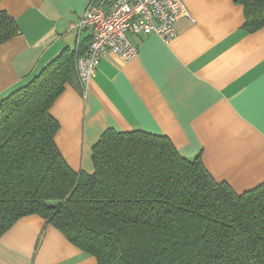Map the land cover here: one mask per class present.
<instances>
[{"label": "crops", "instance_id": "0c3cea01", "mask_svg": "<svg viewBox=\"0 0 264 264\" xmlns=\"http://www.w3.org/2000/svg\"><path fill=\"white\" fill-rule=\"evenodd\" d=\"M91 1L0 0V10L20 27L0 44V99L64 48H86L91 33L80 21ZM183 2L189 15L178 18L173 40L135 36L132 60L107 53L88 86L77 79L54 102L56 144L74 171L93 172V145L114 128L168 136L183 156L200 155L214 178L238 193L264 182V26L248 29L244 7L234 0ZM0 264L97 260L32 214L0 237Z\"/></svg>", "mask_w": 264, "mask_h": 264}, {"label": "trees", "instance_id": "16d2710c", "mask_svg": "<svg viewBox=\"0 0 264 264\" xmlns=\"http://www.w3.org/2000/svg\"><path fill=\"white\" fill-rule=\"evenodd\" d=\"M248 29L264 26V0H234ZM20 33L0 10V44ZM64 48L0 99V237L38 214L97 264H264V182L242 193L201 156H183L164 134L109 128L93 145L91 173L74 171L51 114L76 57Z\"/></svg>", "mask_w": 264, "mask_h": 264}, {"label": "built area", "instance_id": "2783aa9c", "mask_svg": "<svg viewBox=\"0 0 264 264\" xmlns=\"http://www.w3.org/2000/svg\"><path fill=\"white\" fill-rule=\"evenodd\" d=\"M182 15H189L183 0H113L107 6L92 0L80 21L91 33L87 50L76 57L82 86H88L107 53L132 60L138 54L135 36L155 34L166 42L173 40Z\"/></svg>", "mask_w": 264, "mask_h": 264}]
</instances>
